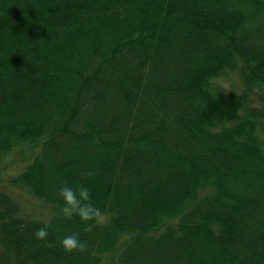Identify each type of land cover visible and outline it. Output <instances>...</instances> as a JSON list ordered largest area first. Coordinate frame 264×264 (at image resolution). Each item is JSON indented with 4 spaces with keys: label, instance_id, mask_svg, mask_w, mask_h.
Wrapping results in <instances>:
<instances>
[{
    "label": "trees",
    "instance_id": "obj_1",
    "mask_svg": "<svg viewBox=\"0 0 264 264\" xmlns=\"http://www.w3.org/2000/svg\"><path fill=\"white\" fill-rule=\"evenodd\" d=\"M12 153L0 264H264V0H0Z\"/></svg>",
    "mask_w": 264,
    "mask_h": 264
},
{
    "label": "clouds",
    "instance_id": "obj_2",
    "mask_svg": "<svg viewBox=\"0 0 264 264\" xmlns=\"http://www.w3.org/2000/svg\"><path fill=\"white\" fill-rule=\"evenodd\" d=\"M87 175L93 176L94 172H88ZM91 192L87 187H79L74 190L71 187L64 186L59 189V196L64 201L61 213L66 218L74 215L79 216L82 222L95 221L97 224L103 223L104 213L91 203ZM85 231H91L92 225L85 223ZM35 236L38 240H45L48 236L47 226L36 230ZM61 246L67 252L86 251V244L81 242L76 235H66L60 240Z\"/></svg>",
    "mask_w": 264,
    "mask_h": 264
},
{
    "label": "rangeland",
    "instance_id": "obj_3",
    "mask_svg": "<svg viewBox=\"0 0 264 264\" xmlns=\"http://www.w3.org/2000/svg\"><path fill=\"white\" fill-rule=\"evenodd\" d=\"M222 82L224 83V85L226 86H230V85H235V81L234 83H229L228 80L226 78L222 79ZM258 103L262 104L261 101L258 99ZM21 157L18 154L12 153L10 155H8L5 158H0V165H2L4 167V174L2 175V177H5L6 172L9 170L10 168V172L15 174L19 171V169L22 167H19L20 163L22 164L21 161ZM35 209V207H33ZM36 210V209H35Z\"/></svg>",
    "mask_w": 264,
    "mask_h": 264
}]
</instances>
